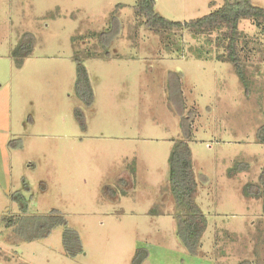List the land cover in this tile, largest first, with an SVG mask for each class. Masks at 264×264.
Segmentation results:
<instances>
[{"label":"rangeland","instance_id":"1","mask_svg":"<svg viewBox=\"0 0 264 264\" xmlns=\"http://www.w3.org/2000/svg\"><path fill=\"white\" fill-rule=\"evenodd\" d=\"M223 2L156 0L155 7L186 22ZM136 3L0 0V264H132L138 248L148 250L143 264H264V201L243 192L264 167L257 138L264 125V23L241 20L252 79L246 92L232 63L217 60L226 44L221 31H180L166 47L137 27ZM27 33L34 50L19 67L13 51ZM89 48L97 53L90 58ZM77 51L89 72L91 105L75 90ZM185 122L197 203L209 220L196 253L179 239L169 179L172 148L187 138ZM236 165L246 168L231 175ZM21 195L28 213H62L83 251L68 255L64 226L21 241L3 220L22 212Z\"/></svg>","mask_w":264,"mask_h":264},{"label":"trees","instance_id":"2","mask_svg":"<svg viewBox=\"0 0 264 264\" xmlns=\"http://www.w3.org/2000/svg\"><path fill=\"white\" fill-rule=\"evenodd\" d=\"M155 4L156 0H137L134 5L136 18L139 20L137 27L141 25L159 35L166 47H170L172 37H176V34L178 35L180 31L186 30L194 36L221 31L222 36H220V39L223 42L226 40V44L224 43V52L217 55V60L232 63L234 72L237 74L245 91H250L252 79L242 54L244 46L240 44L242 31L240 30V24L243 18L251 19L258 26L264 23L263 6L255 4L253 0H224L219 8L214 9L210 13L181 22L161 15L156 11ZM116 19L113 21L116 25L115 32L120 29L119 22ZM94 35H96V32H93L92 36ZM106 39H109L106 31L98 33V41L104 48L107 47ZM34 44V37L27 33L23 36L21 44L14 49L13 56L19 67L33 53ZM217 44H220V42H216ZM80 54L82 53L77 51L75 55L77 62L75 90L77 95L87 105H91L94 102V92L88 69L84 65ZM95 54H97L96 50L89 48L88 53H85V57L90 58ZM82 116V112L78 110L77 117L82 119ZM182 127L187 138L176 141L172 148L169 158V179L171 193L176 202L179 239L185 247L196 253L200 246L201 237L208 228L209 220L197 203L199 185L189 144L191 128L186 122L182 124ZM257 138L259 142L264 143V125L259 128ZM244 168H246V165H242V167L236 165V167L232 168L230 174L234 175L236 171ZM243 192L248 198H262L264 201V167L260 172L258 181H251L245 184ZM17 200L20 203L22 212L7 215L3 220L7 227L13 228V232L21 241H34L47 237L56 227L64 226L63 243L68 255L75 257L83 251L79 232L68 226V220L62 213L59 211H53L47 215L28 213V199L21 195L17 196ZM147 257L148 250L146 248H138L132 264H143ZM245 262L248 263L247 261H242L239 264H245Z\"/></svg>","mask_w":264,"mask_h":264}]
</instances>
